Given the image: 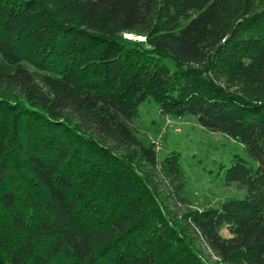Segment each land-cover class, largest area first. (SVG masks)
<instances>
[{
	"label": "trees",
	"instance_id": "16d2710c",
	"mask_svg": "<svg viewBox=\"0 0 264 264\" xmlns=\"http://www.w3.org/2000/svg\"><path fill=\"white\" fill-rule=\"evenodd\" d=\"M147 100L242 147V198L190 207ZM208 258L264 264V0H0V264Z\"/></svg>",
	"mask_w": 264,
	"mask_h": 264
},
{
	"label": "rangeland",
	"instance_id": "374dc122",
	"mask_svg": "<svg viewBox=\"0 0 264 264\" xmlns=\"http://www.w3.org/2000/svg\"><path fill=\"white\" fill-rule=\"evenodd\" d=\"M128 38L142 40L134 36ZM133 126L139 139L151 144L160 159L172 152L179 155L184 178L183 196L193 210L217 207L225 199L239 200L244 196L240 187L226 183L224 173L235 157L242 158L251 167L256 166L240 145L224 135L205 131L194 117L162 118L152 100L140 105ZM222 236L226 238L228 233L222 231ZM215 262L208 258V264Z\"/></svg>",
	"mask_w": 264,
	"mask_h": 264
}]
</instances>
